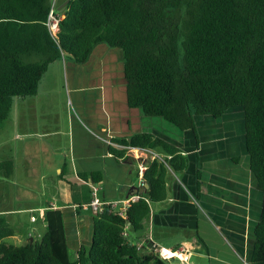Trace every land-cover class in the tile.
I'll list each match as a JSON object with an SVG mask.
<instances>
[{
  "label": "trees",
  "instance_id": "trees-1",
  "mask_svg": "<svg viewBox=\"0 0 264 264\" xmlns=\"http://www.w3.org/2000/svg\"><path fill=\"white\" fill-rule=\"evenodd\" d=\"M51 5L52 0H0V124L14 97L36 94L53 61L64 56L85 62L98 43L122 51L127 103L146 115L197 136L195 116L217 118L241 107L249 168L262 192L249 264H264V0H68L64 14L54 8L55 32L46 23ZM110 140L123 146L110 147L116 156L129 146L164 153L143 170L148 187H135L138 197L123 212L120 204L102 205L93 213L91 242L77 249L67 245L59 206L45 208L41 240L22 244L5 240L14 229L0 215V264H166L157 253L146 257L125 228L143 227L151 204L168 197L172 172L184 170L186 155L147 131ZM10 163L0 161V169ZM100 173L92 178L99 181ZM194 175L198 198L200 160ZM82 205L77 203V212Z\"/></svg>",
  "mask_w": 264,
  "mask_h": 264
},
{
  "label": "crops",
  "instance_id": "crops-1",
  "mask_svg": "<svg viewBox=\"0 0 264 264\" xmlns=\"http://www.w3.org/2000/svg\"><path fill=\"white\" fill-rule=\"evenodd\" d=\"M123 69L122 51L98 43L85 62L64 56L53 61L36 94L14 97L13 111L11 107L0 124V161L11 162L10 167L4 165L0 169V181L4 195L9 194L19 203L4 207L0 214L15 233L16 214L29 213L30 219H34L33 211H40L43 216L48 204L59 206L67 245L71 249L88 245L93 212L89 208L77 212L76 206L91 200L92 195L85 197L76 188L77 182H85L90 193L89 182H97L98 196L104 200H120L135 194V187L140 190L144 183L142 173L148 161L154 153L159 157L164 153L160 149L129 146L124 156H116L110 147L123 146L110 139L152 132L181 150L186 155V166L181 172H172L168 197L151 204L143 227L137 230L126 227L128 238L146 257L155 254L152 248L155 241L172 250L184 248L180 257H174L189 260V264H249L262 192L249 168L243 113L230 108L217 118L197 115L195 136L191 130L183 131L161 116H149L140 107H130ZM63 80L68 81L74 99L85 102L88 109L81 113L77 133L74 122L66 124L56 110L55 103L60 98L58 85L62 86ZM49 151L50 157L42 154ZM234 156H238L237 161L232 159ZM198 160L202 163L203 190L196 198L194 174ZM55 167H59V179L65 183L59 191L62 201L42 205L38 200H30L29 192L36 190L40 179L52 177ZM8 170L9 174L4 175ZM94 171L101 172L99 181L92 178ZM83 173L89 174L88 179H82ZM43 223L46 226L45 219Z\"/></svg>",
  "mask_w": 264,
  "mask_h": 264
},
{
  "label": "rangeland",
  "instance_id": "rangeland-1",
  "mask_svg": "<svg viewBox=\"0 0 264 264\" xmlns=\"http://www.w3.org/2000/svg\"><path fill=\"white\" fill-rule=\"evenodd\" d=\"M117 49L120 50L119 48ZM58 96H60V98L58 99L57 103H55V106L57 107L56 110L59 111L63 115V117L65 118L66 124H69L70 122H74L75 124L74 129H75V132L77 133L79 129L77 122L79 123L78 120L82 116L81 113L83 112L85 114V111L88 110L84 105L85 102L80 101L81 102L80 104L78 100L74 99L73 94L70 91L69 83L68 81L66 82L65 80H63L62 86L58 85ZM14 104L15 103H12L13 106H11L12 107L11 112L13 111ZM39 106L44 108L41 103H39ZM236 109H237L236 110L237 112H242L241 107L236 108ZM42 154H46L48 157H50V155H52V151L45 152ZM241 157H242L241 159V162H242L243 155H241ZM45 160H49V159L45 158ZM59 172H60L59 167H55L52 169V173H53L52 177H48L47 179L43 181L42 179H40V182L35 186L36 190L29 192V196H30L29 199L38 200L40 204L42 205H47L49 202L59 203L60 201H62L61 200L62 195L59 194V191L61 187L65 186V183L59 179L60 177ZM1 183L2 182L0 181V210L3 209L4 207H11L16 204L18 205L19 201L17 199L15 200L9 194L4 195L5 189ZM72 185H75V184H72ZM76 188L82 190V193L85 195V197H90L92 195L85 182L78 181L76 184ZM32 213L35 216L34 219H30L29 213L25 214V213L20 212L16 215L14 214L15 216H17V219H18L17 224H14L16 227L15 228L16 230H15L14 235L5 238L7 242H11L15 244H22L28 241H40L41 240L42 235L46 229V226L43 223L44 215L42 216L40 214V211H37V210L33 211ZM132 234L133 233L131 231V235ZM227 241L228 243L233 244V242L230 239H228ZM233 248H235L237 252L241 253L235 247V245ZM72 251L73 250H71V252ZM165 262L166 264H178L180 262H185V264L190 263L189 260L182 261L180 260V258L178 260L175 257L172 259H166Z\"/></svg>",
  "mask_w": 264,
  "mask_h": 264
},
{
  "label": "built area",
  "instance_id": "built-area-1",
  "mask_svg": "<svg viewBox=\"0 0 264 264\" xmlns=\"http://www.w3.org/2000/svg\"><path fill=\"white\" fill-rule=\"evenodd\" d=\"M55 1L56 0H52V5H51L50 11L47 17V22H46L51 32H55L58 28L59 16L56 14L54 10ZM154 156H158V154L154 153ZM89 186H90L91 193H92V199L86 203H83L82 206L83 208H89L93 213L99 210L100 207L104 204H115V205L120 204L121 212H123L124 209L130 204V201L138 197V194H133L130 197L120 199V200H104L98 196L99 184L97 182L91 181L89 182ZM34 217L35 216L31 215V218H34ZM152 248L155 253L161 255L164 258H170L174 256L180 257V254L183 252V250H185L184 248L172 250L167 246L157 244L155 241L152 242Z\"/></svg>",
  "mask_w": 264,
  "mask_h": 264
},
{
  "label": "water",
  "instance_id": "water-1",
  "mask_svg": "<svg viewBox=\"0 0 264 264\" xmlns=\"http://www.w3.org/2000/svg\"><path fill=\"white\" fill-rule=\"evenodd\" d=\"M68 0H56L55 1V5L57 6V9L64 14L65 12V5L67 3ZM148 187V184L146 182H144L142 184V186L140 187V191H143L145 188Z\"/></svg>",
  "mask_w": 264,
  "mask_h": 264
}]
</instances>
